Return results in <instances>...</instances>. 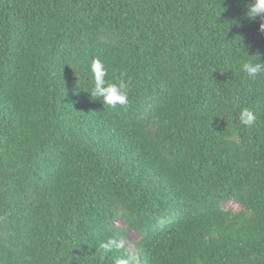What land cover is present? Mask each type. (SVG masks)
I'll list each match as a JSON object with an SVG mask.
<instances>
[{"label":"trees","instance_id":"16d2710c","mask_svg":"<svg viewBox=\"0 0 264 264\" xmlns=\"http://www.w3.org/2000/svg\"><path fill=\"white\" fill-rule=\"evenodd\" d=\"M249 2L0 0V264H264ZM94 58L127 105L90 94Z\"/></svg>","mask_w":264,"mask_h":264},{"label":"clouds","instance_id":"9594fccd","mask_svg":"<svg viewBox=\"0 0 264 264\" xmlns=\"http://www.w3.org/2000/svg\"><path fill=\"white\" fill-rule=\"evenodd\" d=\"M244 16L249 21L259 19V31L264 32V0H251L246 4ZM248 56L247 54H245ZM252 57V56H248ZM259 58V57H258ZM89 70L92 74L93 86L90 94L93 97L101 98L104 105L115 109L118 105L125 106L128 104V87L129 82L121 76L116 82H110L106 79L108 69L103 61L99 58L91 60ZM241 70L248 78L255 80L258 76L264 74V63L258 60L248 59L241 62ZM256 113L247 108H241L239 112V122L244 126H253L257 121ZM121 242L115 237H109L100 242V248L103 252H111L121 248ZM104 257L101 256L100 259ZM115 264H129L128 259L118 258Z\"/></svg>","mask_w":264,"mask_h":264},{"label":"rangeland","instance_id":"374dc122","mask_svg":"<svg viewBox=\"0 0 264 264\" xmlns=\"http://www.w3.org/2000/svg\"><path fill=\"white\" fill-rule=\"evenodd\" d=\"M225 208H233L234 210H239L241 208L240 205H238L237 203L233 202V201H228L225 203ZM128 238L129 240H135L137 238V235L134 232H129L128 234Z\"/></svg>","mask_w":264,"mask_h":264}]
</instances>
